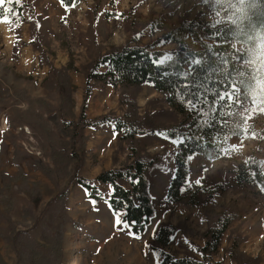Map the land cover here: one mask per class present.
Masks as SVG:
<instances>
[{"label":"rangeland","instance_id":"rangeland-1","mask_svg":"<svg viewBox=\"0 0 264 264\" xmlns=\"http://www.w3.org/2000/svg\"><path fill=\"white\" fill-rule=\"evenodd\" d=\"M27 2L30 9L25 11V21L17 28L0 19V173L16 174L22 170L28 177L25 182L11 185L14 197H5L0 202V210L12 219L11 227L31 225L32 219L22 213L24 206L39 216L50 197L69 187L70 220L65 225L59 264H158L160 251L200 259L199 249L206 241L207 229L223 211H228L234 219L223 232L212 258L221 264H238L229 255L232 236L236 235L241 238L239 252L258 257V264H264V192L255 182H237L234 178L238 167L248 159L256 161L264 172V111L260 110L264 107L261 104L264 91L259 90L262 86L258 83L264 79V68L256 71L264 61L261 51L264 26L253 30L261 21H253V10L259 8L264 13V0L259 5L253 0L243 3L240 0H75L70 5L61 0ZM259 16L264 18V14ZM190 19L209 26L233 24L236 56L242 55V65L251 81L247 92L240 97L237 126L223 139L219 156L210 158L195 153L189 157L186 182L191 190L199 188L197 203L186 199L171 202L166 197L178 140L159 131L123 139L112 122L89 124L103 116L124 118L129 106L134 104L139 119L148 116L158 128L173 126L184 117L167 103L163 92L150 83L112 85L90 80L91 93L84 117L80 115L86 74L101 56L127 44L156 42L170 28ZM178 46L162 40L155 44L156 49L166 51L161 60H167L170 51ZM39 55L43 57L41 63ZM51 67L66 68L70 77V112L55 116L59 120H72L73 124L77 122L74 143L68 131L62 134L52 122V141L43 143L34 139L26 126H21V130L19 126L8 125L6 116H15L8 107L9 94L19 99L12 103L14 108L25 109L26 97L29 100L44 97L52 110L57 111L58 94L48 92L42 83ZM253 98H256L255 106ZM32 106L36 109L37 104ZM42 110L47 111L45 107ZM73 128L70 125L68 130ZM131 146L138 155L159 154L166 162L164 169L154 168L149 175L155 212L141 234H135L125 223L114 225L116 219H121L120 215L112 212L105 200L89 198L87 191L73 180L74 174L94 180L101 171L127 165L133 160ZM51 147L58 152L57 157L48 155ZM73 148L76 153L68 157ZM35 160L48 165L50 171L45 173ZM95 184L107 197L111 187ZM161 223L174 227L167 245L154 241ZM11 227L7 221L0 224V264H24L19 262L5 237Z\"/></svg>","mask_w":264,"mask_h":264},{"label":"trees","instance_id":"trees-1","mask_svg":"<svg viewBox=\"0 0 264 264\" xmlns=\"http://www.w3.org/2000/svg\"><path fill=\"white\" fill-rule=\"evenodd\" d=\"M61 1L65 5L75 2V0ZM253 1L259 5L261 0ZM29 9L27 0H4V3L0 4V12H2L0 19L7 20L14 28H17L25 21V11ZM263 14L259 8H254L253 21H261L253 30L264 26V18L259 16ZM232 26V23L209 26L197 19L182 20L156 40V42L162 40L164 43L175 42L179 45L177 50L170 51V59L161 60L166 51L156 49V42L145 45L127 44L101 56L86 74V91L81 117H84V108L91 93L90 80L112 85L150 83L157 91L163 92L167 103L184 117L173 126L158 128L148 116L139 119L135 105L131 104L124 118L103 116L89 122V124L112 122L114 129L123 139L149 131H159L170 139L178 140L173 157L174 172L166 191L168 201L178 202L186 199L189 203L198 202L199 188L191 190L186 182L189 173V157L195 153H201L210 158L218 157L223 139L226 135L233 133L234 127L237 126L235 123L239 103L226 99L217 100L213 104L217 93L231 92L232 85L238 89L235 95L240 101V97L247 92L251 83L248 72L242 65V55L236 56L234 49L236 39ZM248 26L247 22L245 28L247 29ZM42 61L43 57L39 58V62ZM42 83L48 92L54 91L58 94L57 111L52 110L51 104L44 97L32 100L26 97L25 109L14 108L12 103L19 99L9 94L8 107L15 116L11 114L6 116L8 125L26 126L31 136L43 143L52 141L50 125L52 122L62 134L68 131V137L74 143L77 136V122L73 124L72 120L57 118L70 112L68 108L71 106L72 86L66 68L51 67ZM192 83L202 84L199 91L207 96V103L197 104L195 108L189 102L194 98L189 95V89L184 87L185 84ZM33 103L37 104L36 109L33 108ZM43 107L47 111H43ZM70 125H74V128L69 131ZM257 134L260 135V132ZM50 149L51 152L48 155L57 157L58 152L52 147ZM131 149L134 152L133 160L127 165L101 171L94 180L85 179L77 174H74L73 180L87 191L89 198L105 200L112 212L119 214L121 220L135 234H141L151 222L155 212L153 198L149 192V175L154 168L164 169L166 162L163 155L142 156L137 154L133 146ZM75 153L76 150L73 148L68 157H72ZM35 163L45 173L50 171V167L45 163L39 160H35ZM234 178L237 182H255L264 192V172L252 159H248L245 164L238 167ZM0 179L1 202L5 197H14L11 187L13 183L25 182L28 177L24 171L19 170L16 174L0 173ZM95 182L111 187L107 197ZM69 191V187H64L50 197L39 216H35L31 209L24 206L23 215L32 219L31 225L25 228L15 226L12 228V219L0 210V224L2 221H7L11 227V230L5 233V237L15 251L19 262L59 264L64 229L70 220L67 205ZM31 198L34 199L33 196ZM233 219L234 217L228 211H223L216 217L214 223L207 229L204 245L199 249L200 259L191 256L176 257L160 251L158 264H221L220 261L212 258V254L217 252L221 236ZM173 233L172 225L161 223L157 227L154 241L160 245H167ZM240 242V236H232L230 257L237 260L238 264H258V257L239 252ZM151 246L154 247L153 244Z\"/></svg>","mask_w":264,"mask_h":264},{"label":"snow or ice","instance_id":"snow-or-ice-1","mask_svg":"<svg viewBox=\"0 0 264 264\" xmlns=\"http://www.w3.org/2000/svg\"><path fill=\"white\" fill-rule=\"evenodd\" d=\"M241 3L244 2V0H240ZM249 2H252V0H249ZM4 0H0V4H3ZM2 14V12H0ZM262 52H264V46H262L261 49ZM170 59V57H169ZM196 63H200V61H196ZM261 68H264V61L261 63V67H258L256 69L257 72L261 71ZM258 83L261 84V89L260 91H264V79L258 81ZM185 88L189 89V95L193 97L194 99L190 100L189 102L192 104L193 108L196 107L197 104H202V103H207V96L202 94L199 89L202 87V84L200 83H192L191 85L185 84ZM232 91L231 92H225V93H217L216 100L213 101V104H215L218 101H224V100H235L236 103H240L239 99L236 98V93L238 92V89L236 88L235 85H232ZM261 104L264 105V98L261 99ZM253 105H256V98H253ZM261 111H264V107L260 108ZM245 111H250L249 109H245ZM197 184L200 183L199 180L196 181ZM124 223L121 219H116L114 221V225H120ZM123 230V229H121ZM129 235H132V233H129Z\"/></svg>","mask_w":264,"mask_h":264}]
</instances>
